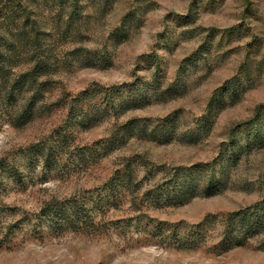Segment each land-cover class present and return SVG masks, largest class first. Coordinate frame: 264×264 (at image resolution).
Segmentation results:
<instances>
[{"label": "rangeland", "instance_id": "obj_1", "mask_svg": "<svg viewBox=\"0 0 264 264\" xmlns=\"http://www.w3.org/2000/svg\"><path fill=\"white\" fill-rule=\"evenodd\" d=\"M28 5L54 68L24 125L15 118L30 92L18 104L0 92V264H264V216L243 244L225 242L230 212L258 204L264 214V127L248 149L227 150L232 136L245 140L244 124L258 110L264 114V0H77L76 19L64 1ZM22 56L15 73L32 65ZM155 78L160 87L143 106L87 128L66 127L67 102L85 88L145 86ZM232 78L236 94L226 90ZM167 117L177 120L168 142L127 133L104 148L133 118L151 128ZM65 129L70 145L59 168L24 152ZM76 147L89 155L67 152ZM225 155L220 192L178 204L150 198L175 166L218 164ZM129 161L139 189L111 193L105 183ZM73 196L92 198L88 206L102 201L93 207L96 228L74 229L65 218L42 214L48 201Z\"/></svg>", "mask_w": 264, "mask_h": 264}, {"label": "trees", "instance_id": "obj_2", "mask_svg": "<svg viewBox=\"0 0 264 264\" xmlns=\"http://www.w3.org/2000/svg\"><path fill=\"white\" fill-rule=\"evenodd\" d=\"M32 1L36 0H0V92L4 99L13 104H18L19 96L23 92H30L15 118L18 125H24L33 118L36 108L44 100L50 86L49 80L44 76L49 75L54 68L49 48L46 46V38L43 36L45 33L38 26L37 21L30 17L31 10L28 4ZM60 1L73 7L70 13L71 18L79 17L77 0ZM23 53H26V59L32 62V65L24 71L15 73L14 68L19 65ZM226 83H230L226 90L236 94L237 91L233 89L235 79L232 78ZM159 87V79L155 78L145 86L122 83L109 86L96 84L93 88H85L67 102L66 127L87 128L111 113L121 114L129 109L143 106L150 98L149 91H156ZM117 98H121L122 101L116 102ZM261 113L263 112L258 110L257 116L244 124L245 128L242 131L244 141L237 142L236 137L232 136L234 140L228 151H233L236 147L248 149L253 141L263 137L264 120L261 117L264 114ZM176 123V118L167 117L163 118L161 123L148 128V124L142 119L133 118L124 124L122 130L114 132L104 148L110 151L118 144V141L125 140L127 133L158 142H168L177 131ZM195 135L196 133L189 132L185 137H188V141H194ZM68 142L67 130H58L55 135L51 134L47 139L43 138L28 145L24 152L32 157H41L44 165L49 169L59 168L62 153L65 152L66 147L69 148ZM67 152L78 154V157L83 159L89 155L84 148L78 147ZM221 157L218 164L214 161L189 167L175 166L166 180L148 192L150 198L162 205L178 204L195 193L211 196L220 192L225 182L221 176L217 175V171L219 169L220 173H223L225 162L229 161L226 155ZM132 165L130 161L127 162L122 170L117 169L105 183V187L111 193H115L120 186L131 189L132 192L139 189V182L135 180V170ZM96 199L95 206L101 209L102 201L98 197ZM90 200L92 198L84 201L83 198L76 196L64 200H51L42 207V214L65 218L74 229L96 228L98 223L95 222L93 215L95 206H88ZM260 207L261 205L256 204L228 214L225 229L226 246L234 243L243 244L248 237L257 232L264 216L259 212Z\"/></svg>", "mask_w": 264, "mask_h": 264}]
</instances>
